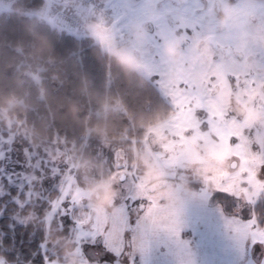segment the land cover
I'll list each match as a JSON object with an SVG mask.
<instances>
[{"label":"rangeland","instance_id":"rangeland-1","mask_svg":"<svg viewBox=\"0 0 264 264\" xmlns=\"http://www.w3.org/2000/svg\"><path fill=\"white\" fill-rule=\"evenodd\" d=\"M101 1L118 6L116 19L86 34L151 79L173 111L117 147L99 128L89 130L101 139L88 133L77 145L37 141L24 119L2 109L0 197L13 225L43 221L44 264H262L264 249L236 231L239 207L216 188L235 192L240 206L264 200V174L254 171L264 161V0ZM231 137L238 148L227 145ZM237 151L247 163L234 159ZM115 153L137 172L142 194L169 214L168 227L144 217L139 205L147 202L131 177L113 180ZM41 161L58 167L50 172ZM56 176L80 206L62 220L38 203L41 193L45 201L59 195ZM83 216L109 226L103 241L93 225L77 224ZM0 264L11 263L0 254Z\"/></svg>","mask_w":264,"mask_h":264},{"label":"trees","instance_id":"trees-1","mask_svg":"<svg viewBox=\"0 0 264 264\" xmlns=\"http://www.w3.org/2000/svg\"><path fill=\"white\" fill-rule=\"evenodd\" d=\"M43 4L14 0L11 9L0 11V112L9 108L24 119L37 141L61 138L77 145L88 133L101 139L89 130L99 128L117 147L143 137L149 125L172 113L151 79L93 36L77 35L31 12ZM6 200L0 197V254L11 264H44L43 221L13 225ZM254 209L264 219V200ZM58 234L51 229L52 239Z\"/></svg>","mask_w":264,"mask_h":264},{"label":"snow or ice","instance_id":"snow-or-ice-1","mask_svg":"<svg viewBox=\"0 0 264 264\" xmlns=\"http://www.w3.org/2000/svg\"><path fill=\"white\" fill-rule=\"evenodd\" d=\"M234 81L236 82L237 87H239L238 77H234ZM186 83L188 82H181L177 85V87L184 88ZM181 115L182 114L177 115V120L180 119ZM204 123L206 124L207 121H205ZM227 145L229 147L234 146L238 148V137L229 138L227 140ZM233 157L234 159L240 160L242 164L248 162L244 160V158L238 151L233 153ZM49 163L52 165V168L49 169V171L55 172L54 169L58 167L55 162L41 161L40 166L41 168H43L46 166V164ZM162 163L166 166L168 164V161H162ZM37 171H40V169H37ZM254 171L256 172L257 178H260L261 174H264V161H261L258 166V170L254 169ZM111 173L112 178L114 181H116V183L131 177L133 184L136 186L139 192V196L147 202L146 205H139L144 217H146L147 220L152 221L153 225H157L159 223L165 225L166 227L169 226V214L159 209L150 196H145L142 194V192L140 191L139 176L137 172L128 165L127 161L119 153H115L114 170L111 171ZM55 179L59 180V195L55 199L45 201L44 195L43 193H41L39 196L38 203L41 207H44L45 204L47 205L46 209L51 212L53 220H56L57 217H60L62 220L63 214L72 212L74 208L79 205L76 203V199L73 197L72 192L70 190H65V188L62 186L61 176H56ZM41 187H43V181H41ZM216 192L217 195H224L226 197L232 198L234 201L233 207H239V212L236 213V217H238L240 223H238V225L236 226V231L242 236V238H244L245 244L250 245L252 248H256L259 246L260 248L264 249V238H261L260 236L255 234L257 232H264V219L254 216V205H252L250 201H244L242 202L243 206H240L236 203V201H240V196L236 195V193L231 190L224 189L223 187L216 188ZM258 201L259 198L257 197V202ZM86 223L94 226L97 233V238L103 241L105 238L104 234L108 232L109 226L105 224L103 225V228L101 230L98 222L93 220L91 216H83L81 219L77 220V224L80 226H83ZM101 246H103V243ZM118 250L119 249H116L115 251ZM47 264H54V260H48ZM104 264H108L107 260L104 261ZM262 264H264V261H262Z\"/></svg>","mask_w":264,"mask_h":264},{"label":"built area","instance_id":"built-area-1","mask_svg":"<svg viewBox=\"0 0 264 264\" xmlns=\"http://www.w3.org/2000/svg\"><path fill=\"white\" fill-rule=\"evenodd\" d=\"M7 2L9 0H1ZM76 9L60 4L52 5V12L65 29L70 32H87L95 28L96 22H108L114 16V9L99 0H73Z\"/></svg>","mask_w":264,"mask_h":264},{"label":"crops","instance_id":"crops-1","mask_svg":"<svg viewBox=\"0 0 264 264\" xmlns=\"http://www.w3.org/2000/svg\"><path fill=\"white\" fill-rule=\"evenodd\" d=\"M55 3H59L60 5L65 6L71 10L76 9V5H75V2L73 0H44V4L40 7H38L37 9L33 10L35 12L32 11V13L42 17L43 19L49 21L50 23H52L55 26H59L60 28H63L60 25L57 18L55 17V15L53 14L52 9H51V5L55 4ZM113 5H114V3H112V6ZM10 8H11V6L7 3L0 4V10H9ZM116 8H118V6ZM116 16H118V13L116 14ZM113 21H115V20H113ZM112 22H110V23H112ZM110 23H108V24H110ZM98 24H102V23H98ZM102 25H107V24L104 23ZM93 31L91 32V34L93 33Z\"/></svg>","mask_w":264,"mask_h":264},{"label":"water","instance_id":"water-1","mask_svg":"<svg viewBox=\"0 0 264 264\" xmlns=\"http://www.w3.org/2000/svg\"><path fill=\"white\" fill-rule=\"evenodd\" d=\"M232 165H233L234 167L237 166V162H234Z\"/></svg>","mask_w":264,"mask_h":264}]
</instances>
